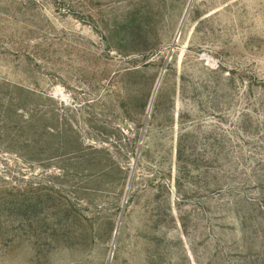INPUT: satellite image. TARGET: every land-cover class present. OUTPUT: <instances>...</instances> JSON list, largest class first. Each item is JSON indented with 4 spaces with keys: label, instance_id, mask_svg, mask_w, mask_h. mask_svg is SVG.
<instances>
[{
    "label": "rangeland",
    "instance_id": "obj_1",
    "mask_svg": "<svg viewBox=\"0 0 264 264\" xmlns=\"http://www.w3.org/2000/svg\"><path fill=\"white\" fill-rule=\"evenodd\" d=\"M191 1L0 0V264H264V0Z\"/></svg>",
    "mask_w": 264,
    "mask_h": 264
},
{
    "label": "bare ground",
    "instance_id": "obj_2",
    "mask_svg": "<svg viewBox=\"0 0 264 264\" xmlns=\"http://www.w3.org/2000/svg\"><path fill=\"white\" fill-rule=\"evenodd\" d=\"M190 1H191V0H190ZM191 2H192V1H191ZM190 4H191V3H189V7H190ZM189 7H187V9H189ZM187 12H188V10L185 11V14H186ZM184 18H185V17H184ZM184 18H183V19H184ZM182 23H183V20L181 21L180 27H181ZM180 27H179V28H180ZM150 107H151V104H150V106H149V109H150Z\"/></svg>",
    "mask_w": 264,
    "mask_h": 264
},
{
    "label": "water",
    "instance_id": "obj_3",
    "mask_svg": "<svg viewBox=\"0 0 264 264\" xmlns=\"http://www.w3.org/2000/svg\"><path fill=\"white\" fill-rule=\"evenodd\" d=\"M151 108V107H150ZM117 232H118V227L115 229V237L114 238H116V234H117Z\"/></svg>",
    "mask_w": 264,
    "mask_h": 264
}]
</instances>
